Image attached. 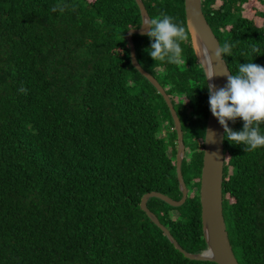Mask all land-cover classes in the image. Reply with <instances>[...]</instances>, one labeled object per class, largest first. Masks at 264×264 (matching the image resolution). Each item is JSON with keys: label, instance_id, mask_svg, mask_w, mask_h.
<instances>
[{"label": "trees", "instance_id": "obj_1", "mask_svg": "<svg viewBox=\"0 0 264 264\" xmlns=\"http://www.w3.org/2000/svg\"><path fill=\"white\" fill-rule=\"evenodd\" d=\"M142 2L150 18L186 25L184 0ZM202 10L220 46L232 45L223 57L231 72L264 66V0H202ZM140 25L134 0H0V264H215L187 259L140 209L148 192L182 197L170 111L129 57L125 34ZM132 39L185 144L186 201L150 198L147 207L185 251L200 253L204 71L190 39L179 64L154 61L147 35ZM223 144L232 250L239 264H264V148Z\"/></svg>", "mask_w": 264, "mask_h": 264}, {"label": "water", "instance_id": "obj_2", "mask_svg": "<svg viewBox=\"0 0 264 264\" xmlns=\"http://www.w3.org/2000/svg\"><path fill=\"white\" fill-rule=\"evenodd\" d=\"M141 17V25L138 29H130L125 34V40L129 46V57L132 66L157 90L163 97L174 123L177 136L176 149V174L179 190L182 197L176 201L160 192H148L143 195L140 201V209L147 217L165 234L169 242L176 250L182 253L187 259L193 261L212 262L215 264H239L232 246L230 244L225 219L223 215V170H224V144L223 128L212 116L210 110L205 127L204 149L202 168L200 175L199 197L201 205V224L206 249L200 253H189L185 251L171 235L170 231L159 221L157 216L147 207L150 198H157L172 207H179L187 199L188 190L182 175V162L185 157V144L181 130V123L170 97L157 79L145 71L136 58V49L132 39L133 35H146L148 29L144 22L150 18L142 0H134ZM184 11L186 26L190 33V42L196 57L197 63L207 77L213 72V77L207 82L214 88L224 87L227 83V72L230 71L224 58H215V51L220 46L218 39L209 26L202 10V0H184ZM215 133L213 138L212 133ZM214 139V142H213Z\"/></svg>", "mask_w": 264, "mask_h": 264}, {"label": "clouds", "instance_id": "obj_3", "mask_svg": "<svg viewBox=\"0 0 264 264\" xmlns=\"http://www.w3.org/2000/svg\"><path fill=\"white\" fill-rule=\"evenodd\" d=\"M52 10L56 11L55 8ZM143 25L148 29L146 35L150 42L145 51L154 61L182 62V44L190 39L183 22L162 13L158 18H149ZM231 51L232 45L225 42L223 46H218L214 55L222 59L230 57ZM252 61L240 63L235 73L228 71L224 87L214 88L208 83L204 87L208 92L209 110L223 128V139L232 145L242 146L244 152L264 148V66ZM213 75L214 72L207 77V82ZM237 120L242 121L241 130L229 127V122ZM212 135L214 138L215 133Z\"/></svg>", "mask_w": 264, "mask_h": 264}, {"label": "rangeland", "instance_id": "obj_4", "mask_svg": "<svg viewBox=\"0 0 264 264\" xmlns=\"http://www.w3.org/2000/svg\"><path fill=\"white\" fill-rule=\"evenodd\" d=\"M248 16H250V15H248Z\"/></svg>", "mask_w": 264, "mask_h": 264}]
</instances>
